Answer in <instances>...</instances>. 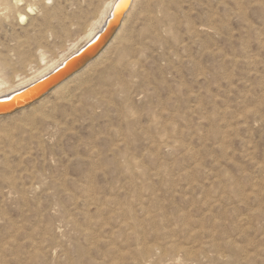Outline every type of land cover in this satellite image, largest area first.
Masks as SVG:
<instances>
[{
    "label": "rangeland",
    "instance_id": "rangeland-1",
    "mask_svg": "<svg viewBox=\"0 0 264 264\" xmlns=\"http://www.w3.org/2000/svg\"><path fill=\"white\" fill-rule=\"evenodd\" d=\"M105 2L0 0L3 90ZM135 10L61 93L0 117V264H264V0Z\"/></svg>",
    "mask_w": 264,
    "mask_h": 264
},
{
    "label": "water",
    "instance_id": "water-1",
    "mask_svg": "<svg viewBox=\"0 0 264 264\" xmlns=\"http://www.w3.org/2000/svg\"><path fill=\"white\" fill-rule=\"evenodd\" d=\"M122 1L123 0H119L116 3L111 17L106 22L102 32L98 34L90 43L85 45L78 53L67 59L49 75L26 89H23L7 98L0 99V105L6 104L4 106L1 105L0 107V117L10 116L30 107L32 104L46 97L58 86L68 81L75 74L82 71L89 63L94 61L108 45L117 31V28L113 25L122 13L123 8H121L118 12L115 10Z\"/></svg>",
    "mask_w": 264,
    "mask_h": 264
},
{
    "label": "bare ground",
    "instance_id": "bare-ground-1",
    "mask_svg": "<svg viewBox=\"0 0 264 264\" xmlns=\"http://www.w3.org/2000/svg\"><path fill=\"white\" fill-rule=\"evenodd\" d=\"M5 1V0H4ZM44 1V0H43ZM119 0H106V2H105V4H104V7H103V9L99 12V13H97L96 14V16H98V18L96 19V21L92 24V26H91V28L88 30V32H87V34L85 35V37H84V39H83V41H82V43L81 44H79V45H76L75 47H74V49L69 53V54H67V55H65V56H63V57H61L60 59H58V60H56V61H53L52 63H50V64H46V66H45V68L44 69H42L40 72H38L35 76H33V77H30V78H28V79H26V80H24V81H22L18 86H16V87H13V88H9V89H6V90H3L4 88H5V86H7L8 85V83L6 82V81H4V80H2V78H1V76H0V99H4V98H7V97H9V96H11V95H13V94H15V93H17V92H19V91H21V90H23V89H26L27 87H29V86H31L32 84H34V83H36L37 81H39V80H41L42 78H44V77H46L47 75H49L51 72H53L55 69H57L60 65H62L67 59H69L71 56H73V55H75L76 53H78L82 48H84V46L85 45H87L88 43H90L98 34H100L101 32H102V30L104 29V27H105V25H106V22L108 21V19L111 17V14H112V12H113V10H114V7H115V5H116V3L118 2ZM138 1L139 0H123L118 6H117V8H116V12H118V11H120V9L121 8H123L122 10V13L120 14V16L118 17V19L116 20V22L114 23V25L113 26H115L116 28H117V31H116V33L114 34V36L112 37V39L110 40V42L108 43V45L104 48V50L96 57V59L94 60V61H92L91 63H93V62H95L96 60H98L103 54H104V52L112 45V44H114L115 43V41L117 40V38L119 39L120 37L118 36L119 35V33L121 32V30L125 27V25H126V23H127V21H128V19L130 18V16L132 15V13L134 12V11H136L135 10V8H136V5H137V3H138ZM14 2V1H13ZM221 2V1H220ZM18 3H19V0H18ZM16 4V3H15ZM22 5V4H21ZM102 7V6H101ZM26 8V7H25ZM41 9V8H40ZM31 12V11H30ZM34 12V11H33ZM99 14V15H98ZM134 14V13H133ZM96 16H95V18H96ZM132 17V16H131ZM27 18V17H26ZM211 18V17H210ZM21 19H22V21H24L23 19H24V15L23 16H21ZM21 19H20V21H21ZM130 21V20H129ZM90 22H92V21H90ZM207 27V26H206ZM169 28H171V27H169ZM86 29H87V27H86ZM207 29V28H206ZM170 30V29H169ZM171 31H172V29H171ZM194 37V36H193ZM118 41V40H117ZM193 41V40H192ZM184 48V47H183ZM118 49V48H117ZM44 50V49H43ZM124 50V49H123ZM40 52V51H39ZM38 52V53H39ZM41 52H42V50H41ZM32 55V54H31ZM107 55V54H106ZM53 56H55V54L53 55ZM127 56V55H126ZM104 57V56H103ZM125 57H123L122 59H124ZM28 59V58H27ZM103 59V58H102ZM23 60V59H22ZM26 60V59H25ZM100 60V59H99ZM132 60V59H131ZM135 60V59H134ZM6 61V60H5ZM27 61V60H26ZM35 61V60H34ZM2 62H4V61H2ZM13 62V61H12ZM21 62V61H20ZM30 62V61H29ZM27 63V62H26ZM25 63V65H27ZM31 63V62H30ZM41 63H42V61H41ZM91 63H89L84 69H86L89 65H91ZM129 63V62H128ZM9 64V63H8ZM15 64H17V63H15ZM20 64H22V63H20ZM42 64H44V63H42ZM126 64V63H125ZM34 65H36L35 63H34ZM8 66V65H7ZM21 66H24V62H23V65H21ZM137 66V65H136ZM21 68V67H20ZM90 68V67H89ZM123 68V67H122ZM22 69V68H21ZM24 69V68H23ZM83 69V70H84ZM82 70V71H83ZM87 70H89V69H87ZM19 71V70H18ZM22 71V70H21ZM21 71H19V72H21ZM82 71H80L79 73H81ZM79 73H77V74H75L73 77H71L70 79H72V78H74L75 77V80H76V77H78V75H80ZM129 73V72H128ZM26 74H27V72H26ZM83 74V73H82ZM81 74V75H82ZM80 75V76H81ZM25 76V75H24ZM13 77L14 76H11V78L13 79ZM10 78V79H11ZM133 78V77H132ZM70 79L68 80V81H66V82H64L63 84H61L60 86H58L56 89H54L52 92H57V91H59V90H61V89H63V87L68 83V82H70ZM117 79H118V77H117ZM130 79V78H129ZM103 80V79H102ZM110 82H111V80H110ZM73 83V82H72ZM85 83V82H84ZM67 86H68V84H67ZM69 88V87H68ZM65 89H66V87H65ZM77 91V90H76ZM51 92V93H52ZM60 92V91H59ZM67 92V91H66ZM65 92V93H66ZM58 93V92H57ZM61 93V92H60ZM174 93V92H173ZM55 95V94H54ZM99 95V94H98ZM51 96V95H50ZM57 96H59V94L57 95ZM101 97V96H100ZM45 98V97H44ZM43 98V99H44ZM67 98V97H66ZM65 98V99H66ZM69 98V97H68ZM152 98V97H151ZM43 99H41L40 101H42ZM69 99H72V98H69ZM68 99V100H69ZM121 99V98H120ZM171 99H173V98H171ZM63 100H64V98H63ZM40 101H38V102H40ZM65 101V100H64ZM70 101V100H69ZM38 102H36V103H38ZM172 103V102H171ZM35 104V103H34ZM34 104H32V105H34ZM42 104V103H41ZM2 106H4V105H6V104H1ZM1 105H0V107H1ZM31 105V106H32ZM44 105V104H43ZM167 105V104H166ZM40 106V105H39ZM84 106V105H83ZM110 106V105H109ZM188 106V105H187ZM35 107V106H34ZM32 108V107H31ZM90 108V107H89ZM93 108V107H92ZM108 108V107H107ZM129 109V108H128ZM166 109H168V108H166ZM188 109V108H187ZM190 109V108H189ZM24 110V109H23ZM94 110V109H93ZM109 111V110H108ZM130 111V110H129ZM132 111H130L129 113H131ZM170 112V111H169ZM87 113V112H86ZM152 113V112H151ZM98 115V114H97ZM119 116V115H118ZM135 116V115H134ZM156 116V115H155ZM166 116V115H165ZM168 117V116H167ZM120 118V117H119ZM156 118V117H155ZM182 118V117H181ZM93 119V118H92ZM152 120H153V117L151 118ZM157 119V118H156ZM155 119V120H156ZM148 120H149V118H148ZM159 120V119H158ZM176 120V119H175ZM150 121V120H149ZM154 121V120H153ZM151 122V121H150ZM157 122V121H156ZM161 122V121H160ZM160 122H158V123H160ZM152 123V122H151ZM161 124V123H160ZM156 125V124H155ZM175 125V124H174ZM160 126V125H159ZM172 126V125H171ZM145 127V126H144ZM173 127V126H172ZM151 128V127H150ZM146 129V128H145ZM162 129H164V127L162 128ZM161 130V128H159V131ZM167 130V129H166ZM169 130V129H168ZM174 130V129H173ZM163 131V130H162ZM128 132V131H127ZM149 132V131H148ZM157 132H158V130H157ZM168 132V131H167ZM160 133V132H159ZM169 133V132H168ZM140 134V133H139ZM155 135H158V133L156 134L155 133ZM172 135V134H171ZM155 137V136H154ZM163 138H164V134H163ZM156 140H157V138H156ZM155 140V141H156ZM158 141V140H157ZM113 149V148H112ZM110 151V150H109ZM98 155V154H97ZM130 159V158H129ZM128 162V161H127ZM121 163V162H120ZM126 163V162H125ZM129 163H130V161H129ZM127 164V163H126ZM128 165V164H127ZM92 170V169H91ZM160 209V208H159ZM149 212V211H148ZM165 218V217H164ZM147 222V221H146ZM162 224V223H161ZM165 224V223H164ZM173 226V225H172ZM152 227V226H151ZM151 229V228H150ZM155 229V228H154ZM170 230V229H169ZM177 231V230H176ZM181 232V231H180ZM175 233V232H174ZM190 233V232H189ZM179 234V233H178ZM167 235V234H166ZM175 235H176V233H175ZM189 235V234H188ZM178 236V235H177ZM151 239V238H150ZM165 242V241H164ZM154 243V242H153ZM171 243V242H170ZM169 243V244H170ZM173 243V242H172ZM171 243V246L173 245ZM175 244H176V246H177V244L178 243H176V242H174ZM186 244H187V242H186ZM211 244V243H210ZM193 245V244H192ZM138 246L139 245H137V249H138ZM140 246H142L141 244H140ZM149 245H147V247H148ZM160 246V245H159ZM161 246H163V245H161ZM165 246H167V247H169L168 245H165ZM180 246V245H179ZM182 246H183V244H182ZM181 246V247H182ZM184 246H185V244H184ZM183 246V247H184ZM196 246V245H195ZM147 247H144V248H147ZM150 247V246H149ZM148 247V248H149ZM152 248L153 247H155V245L153 246H151ZM157 247V246H156ZM182 247V248H183ZM199 247V246H198ZM204 247V246H203ZM142 248V247H141ZM143 248V249H144ZM162 248V247H161ZM161 248H160V250H161ZM185 248V247H184ZM190 248V247H189ZM211 248H214V246H212ZM217 248V247H216ZM154 249V248H153ZM185 249H187V248H185ZM197 249V248H196ZM141 250V249H140ZM174 250H175V248H174ZM176 250H178V249H176ZM175 250V251H176ZM142 251V250H141ZM148 251H150V248L148 249ZM163 251H165V250H163ZM163 251H162V253H163ZM167 252H168V249L166 250ZM186 251V250H185ZM143 252V254H144V251H142ZM187 252V251H186ZM185 252V253H186ZM196 252V251H195ZM204 252H207V251H204ZM221 252V251H220ZM148 253H150V252H148ZM166 253V252H165ZM171 253V252H170ZM178 253H179V250H178ZM190 253V252H189ZM151 254V253H150ZM168 253H166V255H167ZM222 254V253H221ZM149 255V254H148ZM162 255V254H161ZM187 257H188V255L187 254H185ZM226 255V254H225ZM145 257H146V254L144 255ZM150 256V255H149ZM228 256V255H227ZM166 257V256H165ZM191 257V256H190ZM223 257V256H222ZM214 259V258H213ZM159 261V260H158ZM143 264V263H142ZM147 264H149V263H147Z\"/></svg>",
    "mask_w": 264,
    "mask_h": 264
}]
</instances>
